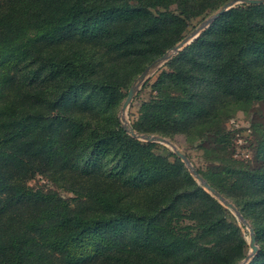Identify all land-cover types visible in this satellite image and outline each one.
<instances>
[{
  "label": "trees",
  "instance_id": "1",
  "mask_svg": "<svg viewBox=\"0 0 264 264\" xmlns=\"http://www.w3.org/2000/svg\"><path fill=\"white\" fill-rule=\"evenodd\" d=\"M230 1L0 0V264L246 259L231 211L120 120L147 68ZM153 76L132 127L200 152L201 166L186 155L253 227L248 264H264V5L230 9ZM239 113L252 116V160L235 157Z\"/></svg>",
  "mask_w": 264,
  "mask_h": 264
},
{
  "label": "water",
  "instance_id": "2",
  "mask_svg": "<svg viewBox=\"0 0 264 264\" xmlns=\"http://www.w3.org/2000/svg\"><path fill=\"white\" fill-rule=\"evenodd\" d=\"M264 5V0H233L229 3L225 4L223 7H221L217 12L203 20L198 27H196L187 37H185L178 45H176L172 50L167 52L164 56L159 58L157 61H155L151 66L147 68V70L139 77L138 81L130 88L127 98L125 102L123 103L121 112H120V120L123 129L133 138L147 142V143H155V144H161L170 147V149L173 151V153L182 160V162L186 165L187 169L190 171L191 175L195 178V180L207 191L209 192L214 198H216L223 206H225L227 209L232 211L238 221L249 229L250 231V241H249V247L251 249V252L248 254L246 259L242 261L239 264H248L251 259L257 254L259 251V247L256 243V236L255 231L251 224L245 219V217L240 213V211L237 209V207L227 198H225L223 195H221L218 191H216L211 185L205 181V179L199 174L197 169L192 164L189 157L183 153L173 142H171L169 139L162 137V136H156V135H146V134H140L134 130V128L131 125V122L129 119H124L122 117L123 113H125L129 108L131 107L136 95L144 85V83L152 77L163 65H165L167 62H169L173 57H175L179 52L184 50L186 47L191 45L195 40H197L201 34L206 31L208 28H210L216 21L219 19L222 15H224L227 11H229L232 8H235L238 5Z\"/></svg>",
  "mask_w": 264,
  "mask_h": 264
},
{
  "label": "rangeland",
  "instance_id": "3",
  "mask_svg": "<svg viewBox=\"0 0 264 264\" xmlns=\"http://www.w3.org/2000/svg\"><path fill=\"white\" fill-rule=\"evenodd\" d=\"M238 6H240V5H238ZM201 21H202L201 19L193 20L191 26L188 28V30H187V32L185 34V37H187L196 27H198L200 25ZM150 78H154V76H152ZM150 95H151L150 88L144 89V91L140 95V98L134 103L133 107L132 108L130 107L129 110H127V112L122 115V117L124 119H127V120L129 119V121L131 122L130 113H133L136 116L137 111H138V107H139V103L141 101L147 100L150 97ZM257 107H260V105L257 106ZM260 115H261L260 121L264 122V108H261ZM251 119H252V116H247L244 113H239L236 116V118L231 120L228 123V125H227L229 129H242L243 130L241 133H239L237 135L238 138H236V152H235L236 153L235 157L237 159L241 160V161L252 160V158L254 156L253 144L255 143L257 137L255 136V134L253 133V131L251 129ZM170 141L173 142L183 153L189 154L192 157L194 163L197 166H201L202 165L203 159L201 157L200 152H198L194 148L190 147L186 143L184 137L178 136L174 140H170ZM159 145H161V144H159ZM162 146H164V147L163 148L158 147V149H157V151L159 153H161L163 155H166L168 153V150L172 151L170 149V147L165 146V145H162ZM46 184H47V181L44 180L41 177L36 178L35 180H33L30 183V185L32 187H39V186H43V185H46ZM59 193L62 194L65 198L72 199L74 197L69 192H66V191H63V190H59ZM231 213L235 216V214L232 211H231ZM239 224H240L241 227H243L242 228L243 229V233H244V235H245V237H246V239L248 241V246H249L250 231H249L248 228L243 226L240 222H239ZM250 252H251V249L249 247V253Z\"/></svg>",
  "mask_w": 264,
  "mask_h": 264
},
{
  "label": "bare ground",
  "instance_id": "4",
  "mask_svg": "<svg viewBox=\"0 0 264 264\" xmlns=\"http://www.w3.org/2000/svg\"><path fill=\"white\" fill-rule=\"evenodd\" d=\"M126 112H127V111H126ZM126 112H125V113H126ZM125 113H123V114H125Z\"/></svg>",
  "mask_w": 264,
  "mask_h": 264
}]
</instances>
